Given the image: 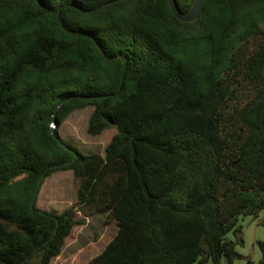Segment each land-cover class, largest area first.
<instances>
[{"label": "trees", "instance_id": "16d2710c", "mask_svg": "<svg viewBox=\"0 0 264 264\" xmlns=\"http://www.w3.org/2000/svg\"><path fill=\"white\" fill-rule=\"evenodd\" d=\"M196 1L0 0V264H50L72 210L114 224L85 264H264V240L236 248L264 210V0L177 14ZM87 106L88 133L116 128L103 154L59 135ZM62 170L74 204L40 209Z\"/></svg>", "mask_w": 264, "mask_h": 264}, {"label": "rangeland", "instance_id": "374dc122", "mask_svg": "<svg viewBox=\"0 0 264 264\" xmlns=\"http://www.w3.org/2000/svg\"><path fill=\"white\" fill-rule=\"evenodd\" d=\"M202 2L203 0H197L191 11L180 17L185 20L192 19L198 13ZM91 111V106L72 111L61 123L58 132L63 140L76 145L85 153L103 154L105 146L115 134L116 128H107L97 135L88 133L87 126ZM78 184L79 179L71 170L53 173L46 177L40 186L36 199L37 207L52 213H59L70 208L76 200ZM72 213L75 219H84L85 223L73 227L61 252L52 259L50 264H85L104 248L114 231L113 222L107 223L106 214L103 212L72 210ZM263 213L264 210L260 211L258 216L263 215ZM240 220H242L241 224L245 228L243 232L244 242L240 245V252L253 258L257 253V245L252 244L250 239L253 234L259 240L263 239L264 227L260 225L255 229L250 228L251 224H247L245 216H241ZM229 235L231 234L229 233Z\"/></svg>", "mask_w": 264, "mask_h": 264}, {"label": "crops", "instance_id": "0c3cea01", "mask_svg": "<svg viewBox=\"0 0 264 264\" xmlns=\"http://www.w3.org/2000/svg\"><path fill=\"white\" fill-rule=\"evenodd\" d=\"M263 215H264V213H263ZM263 215H261V216H263ZM261 216H258L257 215V217L255 218V217H252L251 215H247V216H245V218H246L245 221H247V224H251L250 225L251 226L250 228H254L255 229L256 227H259L260 226L259 220H260V217ZM241 221L242 220H239V223L240 224H241ZM241 225H242V232H244V230H245L244 225L243 224H241ZM230 234L231 235L228 234V236L230 238H234V235L231 232H230ZM250 240L252 241V244L257 245L256 241L259 240V239L256 238L255 235L253 234ZM260 240H264V237H263V239H260ZM236 248L240 252V245H237ZM240 253H242V252H240ZM242 254L243 255H248V254H245V253H242ZM255 255L256 256H254L253 258H251L253 262H257L260 259V257H261V251H260L258 245H257V253ZM236 263H238V264H245V260H237ZM222 264H226L225 261H223Z\"/></svg>", "mask_w": 264, "mask_h": 264}, {"label": "water", "instance_id": "95a60500", "mask_svg": "<svg viewBox=\"0 0 264 264\" xmlns=\"http://www.w3.org/2000/svg\"><path fill=\"white\" fill-rule=\"evenodd\" d=\"M204 1V0H203ZM202 4V3H201ZM201 6V5H200ZM200 9V8H199ZM179 16H182L181 14H179V13H177ZM55 123V122H54ZM51 132H52V134L55 136V138L61 143V144H63V142L62 141H60V139L56 136V133H55V130L54 129H51Z\"/></svg>", "mask_w": 264, "mask_h": 264}]
</instances>
